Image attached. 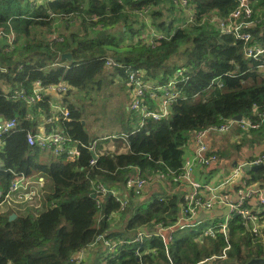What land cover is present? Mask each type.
<instances>
[{
	"label": "trees",
	"instance_id": "1",
	"mask_svg": "<svg viewBox=\"0 0 264 264\" xmlns=\"http://www.w3.org/2000/svg\"><path fill=\"white\" fill-rule=\"evenodd\" d=\"M190 3L196 15L193 22H188L175 0H0V68L6 69H0V119L17 120L15 131L4 137L0 191L7 193L15 178L13 171L34 180L43 177L46 183L40 212H18L13 220L9 219L11 212L0 214V264H68L83 248H87V256L92 252L94 264H247L254 257H264V244L255 242L257 237L240 217L231 221L227 236L220 232L216 238L198 239L193 230L176 231L168 246L169 257L161 237L145 242L142 254L136 255L134 233L128 230L162 220L164 203L143 205L126 226V217L140 202L138 198L128 191L130 205L121 211L114 196L101 198L95 193L96 183L126 189L136 167L144 177L158 169L178 173L184 146L194 131L238 115L254 118L264 111V52L258 58L245 55L248 44L264 47V0L251 3L257 23L247 29L252 34L248 43L222 34L216 24L204 21L211 14L229 15L237 6L235 0ZM143 11H147L146 20L139 14ZM151 32L161 35L156 43L148 42ZM54 34L63 40L55 41ZM12 35L13 47L7 51ZM66 52L72 53V61L62 58ZM109 57L143 69L145 80L152 84H165L179 68H186L187 80L177 84L180 97L171 105L168 117L147 118L139 128L140 114L121 106V116L113 120L128 135L126 152L100 153L109 139H99L108 135L94 136L82 124L88 113L86 103L75 97L78 92L101 93L113 85L126 86L125 67H107ZM36 80L44 87L60 82L69 86L61 100L71 120L61 127L80 145V156L74 162L64 153L54 155L27 142V133L38 132V121L50 114L51 96L28 105L13 95L19 89L30 92ZM134 120L138 125L130 124ZM44 131L50 127L44 126ZM231 133L238 138L235 147L240 152L246 142L253 146L264 140V122L259 129ZM246 134L253 138L245 139ZM96 141L98 156L92 163L94 157L87 146ZM116 142L119 148L124 141L117 138ZM218 148L220 159L228 155ZM245 172L250 184L264 187V165ZM114 214L119 215L121 225L112 226L118 220ZM100 235L116 241V249L109 252L97 241ZM227 245L230 248L224 259L213 258L222 255Z\"/></svg>",
	"mask_w": 264,
	"mask_h": 264
},
{
	"label": "built area",
	"instance_id": "2",
	"mask_svg": "<svg viewBox=\"0 0 264 264\" xmlns=\"http://www.w3.org/2000/svg\"><path fill=\"white\" fill-rule=\"evenodd\" d=\"M235 1L237 6L229 15L220 17L211 14L205 16L204 21L209 20L215 23L217 28L221 29L222 34L233 35L236 39L248 43L252 39V34L247 29L254 27L257 23L252 18L253 9L251 3L253 0ZM175 2L188 16V22L195 21L196 15L190 0H175ZM146 12L139 13L144 16L145 20ZM13 35L9 41L10 49L13 47ZM154 37L155 41H157L161 38V35H154ZM52 38L57 42L63 40V37L58 34H54ZM263 52L264 47L258 43L248 44L245 49L247 58H258ZM106 65L111 68L125 67L126 85L129 87L132 97L129 109L140 114L141 122L139 128L145 125L147 118L162 120L168 117L171 112V105L180 97L177 84L180 81L187 80V76H185L186 68L184 67L179 68L172 78L165 84L160 85L147 82L144 78L145 71L143 69L135 68L131 65L124 66L111 57L106 58ZM0 69L3 72L6 71L5 68ZM213 84L214 82L211 83V85ZM218 86L221 87L222 83H218ZM2 87L5 92L8 91L7 87L4 85ZM68 88L69 86L63 82L44 87L41 80H36L30 92L26 89H19L15 91L13 97L23 99L28 105H34L46 95L51 96L50 114L44 116L41 120L43 127H50V131H29L26 136L27 142L31 146L49 151L54 155L64 153L69 162H74L80 156V145L78 142H73L61 127L62 123L71 120L69 109L61 101ZM263 122L264 111H261L254 118L228 119L219 125L194 131L190 140L184 146V166L179 173H173L174 175L172 176L169 174L170 171L166 174L163 170L158 169L152 176L144 177L141 176V170L136 167L133 173L129 174L127 190L105 186L102 183L94 185L96 195L101 198L112 192L111 196H114L116 201L120 203L121 211H123L130 205V194H128V191L140 199L143 197L147 187L159 183L162 179L166 178L170 183L174 184L173 188H166V192L161 193L155 200L165 205V210L161 217L162 220L155 219L128 230L134 233L133 242L137 244L136 255L140 256L142 254L141 248L145 242L151 241L155 237H161L166 247V255L169 257L168 246L174 242V233L187 228L193 230V228L203 223H208L209 225L196 235L198 239H203L204 237L216 238L220 232L227 236L230 223L234 217H240L244 221L249 231L257 237L254 239L255 242L264 244V187L259 184H250L248 182L249 175L244 170L245 164L253 166L264 163V153L256 155L253 159L237 161L236 166L222 180L212 183L210 181L211 178L200 180L197 177V173L201 169L215 164L222 167L221 159L218 153L214 152L207 143V137L213 134L231 133L236 129H239L242 133L252 129H259ZM16 127L17 120L15 118L0 119V155L5 135L14 132ZM127 137V134L101 137L99 140L109 139L110 144H105L100 153L106 150L115 151V149L110 147L111 143L115 139L120 138L125 145ZM97 143L98 141L93 142L87 148L91 152H95ZM186 149L192 150L193 155L186 156ZM97 156L96 154V157L91 161L92 163L96 162ZM0 166L2 168L1 156ZM13 173L15 178L8 186L7 193L3 194L0 191V214L6 213V211L1 210H3L5 203L7 206L13 203L14 195L32 199L38 195V190L33 191L31 187L34 184L43 187L45 184L43 177L34 180L32 177H26L24 172L13 171ZM97 205H101L100 200L97 201ZM143 205H145V200L135 204L132 212L126 217V226L132 222L135 213ZM217 210L221 211V214L218 215ZM97 241L102 242L109 252L114 251L117 247L116 241L107 239L104 235H100ZM120 243H123V241ZM229 248L230 245H227L222 255L214 256L213 258L224 259ZM151 251L155 252L154 249H151ZM86 256L87 248H83L74 254L68 264H83Z\"/></svg>",
	"mask_w": 264,
	"mask_h": 264
},
{
	"label": "rangeland",
	"instance_id": "3",
	"mask_svg": "<svg viewBox=\"0 0 264 264\" xmlns=\"http://www.w3.org/2000/svg\"><path fill=\"white\" fill-rule=\"evenodd\" d=\"M152 36H153V34L151 32L149 35V38ZM149 38H148V42H156L154 36L150 39ZM6 50L9 51L10 48L6 49ZM127 89H128V93H129L130 92L129 87L121 86V85L117 84V85H113V86L107 88L105 91H103L101 93H97L96 91H93L90 94H85L83 92L76 93L75 97L82 98V100L86 103L84 108H85V111L88 113L86 114V120L85 121H86V123L88 122L90 129L92 130V135H94V136L99 135L98 134L99 132H102L103 130L105 131L106 130L105 124H109V126H110V130H108L107 132H110V131L117 132L120 129L119 124H115V121L113 120V116H115V114L117 115L120 113L121 106L123 108H125V105L127 107L130 106L131 99L127 96ZM74 94L75 93H73V95ZM130 94H131V92H130ZM86 96H89L90 98L87 97L88 99H84V97H86ZM126 96H127V98H126ZM123 102H126V103H124L125 105L123 104ZM137 122H138V120H134L133 124H137ZM98 129L100 131H98ZM235 137H237V136H235ZM235 137H233V138H235ZM235 140L236 139H234V140L232 139L233 142H236ZM115 141H116V139H115ZM230 143H231V138H226L224 140V142L221 141L218 146L220 148H222L226 154H228V155L233 154L232 156H234V155L236 156L233 158H237L238 152L236 150V147L232 146ZM249 146H250L249 144H245L240 153L249 154V152L253 149L252 147L249 148ZM228 155H227V157H228ZM231 158L229 161L233 162V160ZM226 175H228V172L224 173L222 170L221 171L217 170L216 172H214L212 174L210 181L213 183V182L222 180L226 177ZM45 184L43 187L38 185V184H34L31 187V189L33 191L38 190V195L33 197L32 199H25V198L21 197L20 195H14L13 203L10 206H7V204L5 203L4 208L1 211H6L8 213V215H9V212H11L12 214L15 213L16 215L18 214V212H21L23 214H26L29 212L30 213L40 212L43 209L42 199H43ZM11 210H13L14 212ZM208 225H209L208 223L200 224V225L196 226L195 228H193V231L195 232V234L201 233L204 229H206L208 227ZM184 230L185 231H192V229H190V228H187ZM131 236L133 237V234ZM92 259H93V256L91 257L89 255V258L86 260V263L87 264H94V261H92ZM84 260H85V258H84Z\"/></svg>",
	"mask_w": 264,
	"mask_h": 264
},
{
	"label": "crops",
	"instance_id": "4",
	"mask_svg": "<svg viewBox=\"0 0 264 264\" xmlns=\"http://www.w3.org/2000/svg\"><path fill=\"white\" fill-rule=\"evenodd\" d=\"M127 96L130 99H132L130 92L128 93V89H127ZM127 96H126V98H127ZM127 109L130 110L129 109V106L127 107ZM121 114H122V111H120V113L117 114L118 116L115 114V119L114 120L117 121V118L120 117ZM127 116L129 117V113H127ZM113 118H114V116H113ZM130 122H131L130 124L133 125V126L138 125V122H137V124H133V121H130ZM140 122H141V118H140ZM42 123L43 122H41V121H38V123H37V126L39 127L38 132L44 131V127H43V124ZM119 123H116L115 122V124H119ZM86 125L90 128L88 122L86 123ZM105 125H106V127H105L106 130L105 131L103 130L102 132H99L98 133L99 136H103V135H108V136L112 135V136H114L116 134H119V135L120 134H125L124 132H122L121 128L117 132H115V131L107 132L108 130H110V126H109V124H105ZM119 126H120V124H119ZM139 126H140V123H139ZM46 127H48V126H46ZM98 131H100V130L98 129ZM233 137H235V136L232 133H231V136H229V135H220V134L219 135H213V136L211 135V136L207 137V142H208V144L210 145V147L213 150H218L219 149L218 148L219 147L218 145L220 144L221 141L224 142V140L226 138H231V143L230 144L235 147V143L236 144L238 143L237 142L238 141V138L237 137L233 138ZM241 138H239V139H241ZM244 138L245 139L248 138V140L250 141L253 138V135L250 136L249 134H246ZM244 138H242L241 141H243ZM232 139L233 140L236 139L235 140L236 142H233ZM109 142L110 141L108 140V143L107 144H110ZM246 144H249L250 145L249 148L250 147L253 148L249 152V154L240 153L242 151V149H241V151L237 153V156H238L237 158H233V157H236L235 155L232 156L233 154H229L228 157L227 156H224L223 159H221V166L222 167H220L219 165L215 164V165H212L211 167H208V168H205V169H201L197 173L198 179H200V180H208V179L211 178L212 174L214 172H216L217 170L218 171H221L222 170L224 173L225 172H229L234 167L233 165H235V162H237L238 160L241 161V160L252 159L256 155H259L260 153L264 152L263 151L264 150V140H262L261 142L260 141L255 142L253 146L249 142H246ZM110 147L113 148V149H115V151H117V152H126L127 151V149L125 148L126 145H124V142H123V144L119 148H117V142L114 141L113 143H111ZM185 155L189 157V156L193 155V151L190 150V149H186V154ZM230 158L233 160V162L232 161H229ZM173 186H174V184L170 183L166 178L165 179H162L161 181H159V183L154 184V185H152L150 187H147V189H146L143 197H141L138 200H140V201L145 200V205H148L149 203L154 202L161 193H165L166 192V188H168V187L169 188H173ZM124 190H127V187ZM113 217H114V219H118L119 218V215L114 214ZM115 225H118V226L121 225V220L118 219L116 222H114V225H112V226L115 227ZM123 227H124V225H123ZM114 229H117V228H114ZM90 253H91L90 256L92 257V252H90ZM88 258H89V251H88L87 259Z\"/></svg>",
	"mask_w": 264,
	"mask_h": 264
},
{
	"label": "water",
	"instance_id": "5",
	"mask_svg": "<svg viewBox=\"0 0 264 264\" xmlns=\"http://www.w3.org/2000/svg\"><path fill=\"white\" fill-rule=\"evenodd\" d=\"M62 58L63 59H67L68 61H72L73 60V57H72V53L71 52H66V53H64L63 55H62ZM243 118V116L242 115H238V116H235L234 117V119H236V120H241ZM2 120V119H1ZM82 124L84 125V126H86V121L85 120H82ZM92 155H93V157H96V153L94 152V151H92ZM236 164H237V162H235V165L234 166H236ZM264 164H259V165H250V164H245L244 165V170L245 171H254V170H256V169H258V168H260V167H262ZM112 195V192H110L109 193V196H111ZM217 214L219 215V214H221V211H219V210H217ZM202 215H204V214H202ZM16 214L14 213V214H11L10 215V220H13V219H15L16 218ZM247 264H264V257H261V258H257V257H254V258H252Z\"/></svg>",
	"mask_w": 264,
	"mask_h": 264
},
{
	"label": "bare ground",
	"instance_id": "6",
	"mask_svg": "<svg viewBox=\"0 0 264 264\" xmlns=\"http://www.w3.org/2000/svg\"><path fill=\"white\" fill-rule=\"evenodd\" d=\"M256 109H257V108H256ZM207 143H208V142H207ZM212 150H213V149H212ZM213 151L216 152V150H213ZM216 153H217V152H216ZM184 163H185V160H184V162H183V164H182V167L184 166ZM182 167H181V169H182ZM0 168H1V166H0ZM169 171H170V173H169L170 176H172V175H174V174H177V173H175V172H174L173 170H171V169H169ZM180 171H181V170H180ZM180 171H179V172H180ZM179 172H178V173H179ZM173 173H174V174H173Z\"/></svg>",
	"mask_w": 264,
	"mask_h": 264
}]
</instances>
